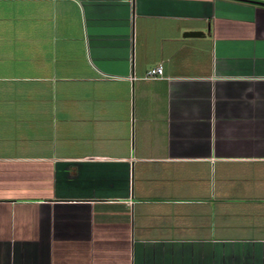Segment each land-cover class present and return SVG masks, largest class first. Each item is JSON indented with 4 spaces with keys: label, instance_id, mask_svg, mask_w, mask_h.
Listing matches in <instances>:
<instances>
[{
    "label": "crops",
    "instance_id": "1",
    "mask_svg": "<svg viewBox=\"0 0 264 264\" xmlns=\"http://www.w3.org/2000/svg\"><path fill=\"white\" fill-rule=\"evenodd\" d=\"M0 264H264V0H0Z\"/></svg>",
    "mask_w": 264,
    "mask_h": 264
},
{
    "label": "built area",
    "instance_id": "2",
    "mask_svg": "<svg viewBox=\"0 0 264 264\" xmlns=\"http://www.w3.org/2000/svg\"><path fill=\"white\" fill-rule=\"evenodd\" d=\"M163 77H164V68L162 65L150 69L146 74L147 79H157Z\"/></svg>",
    "mask_w": 264,
    "mask_h": 264
},
{
    "label": "water",
    "instance_id": "3",
    "mask_svg": "<svg viewBox=\"0 0 264 264\" xmlns=\"http://www.w3.org/2000/svg\"><path fill=\"white\" fill-rule=\"evenodd\" d=\"M204 33L199 31H189L185 33L186 37H199L202 36Z\"/></svg>",
    "mask_w": 264,
    "mask_h": 264
}]
</instances>
